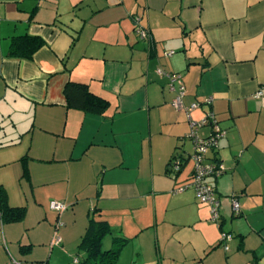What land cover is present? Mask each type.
I'll list each match as a JSON object with an SVG mask.
<instances>
[{
    "label": "crops",
    "instance_id": "0c3cea01",
    "mask_svg": "<svg viewBox=\"0 0 264 264\" xmlns=\"http://www.w3.org/2000/svg\"><path fill=\"white\" fill-rule=\"evenodd\" d=\"M138 19L150 39L137 35ZM24 35L45 43L31 58L11 56ZM159 70L181 75L182 109ZM69 82L109 107H68ZM209 110L227 131L210 153L225 171L206 179L218 221L193 188L177 191L192 178L190 122ZM174 156L185 158L175 177ZM12 165L36 204L44 191L48 207L67 205L54 243L77 247L74 264L91 217L111 226L105 249L127 239L116 264H264V0H0V171ZM10 184L0 174L10 206H21Z\"/></svg>",
    "mask_w": 264,
    "mask_h": 264
},
{
    "label": "rangeland",
    "instance_id": "374dc122",
    "mask_svg": "<svg viewBox=\"0 0 264 264\" xmlns=\"http://www.w3.org/2000/svg\"><path fill=\"white\" fill-rule=\"evenodd\" d=\"M112 63L116 80L125 81V75L119 67L120 62ZM129 73L133 72L129 71ZM9 168L8 171H0V174L11 181L9 186L11 203L26 206L28 213L21 222L2 225L0 220V264H74L77 247L72 246L71 250L54 243L58 237H61L63 219H67L62 216L63 212L58 213L48 207L49 203L43 201L46 197L44 191L42 196H39L42 204H36L32 196L34 187H30L20 178V169L19 172L14 171L19 167L12 165Z\"/></svg>",
    "mask_w": 264,
    "mask_h": 264
},
{
    "label": "built area",
    "instance_id": "2783aa9c",
    "mask_svg": "<svg viewBox=\"0 0 264 264\" xmlns=\"http://www.w3.org/2000/svg\"><path fill=\"white\" fill-rule=\"evenodd\" d=\"M136 22L137 25L135 31L137 35L141 39H150L151 34L149 29L142 26L139 19ZM172 53L173 51H169L167 52V55H171ZM159 72L168 77L170 89L177 93L173 101V105L177 109H182L184 107L182 102L183 97L186 94V90L181 80V75L177 73H168L163 70H159ZM261 94V91L257 92V96ZM212 100V97H208L205 100V103L211 104ZM199 106V102H194L190 105V107H187V112ZM190 124L191 131L188 134V137L192 139L194 143V151L189 158L193 163L192 178L187 184L179 187L177 191L193 188L199 201L210 206L211 219L213 221H218L221 218L220 201L215 187L209 184L206 179L210 176H219L225 170L222 164L215 162L214 159L210 157V153L211 151L218 149L220 141L226 137L227 131L220 125L215 113L212 110L207 111L200 121H191ZM204 126H209L211 128V133L207 137H202L198 134V130ZM182 166L183 161L181 158L174 157L170 161L169 172L173 177H175L181 171ZM51 207L59 212L67 208L64 203L58 201H52ZM232 208L235 214H240V202L235 195H233L232 198ZM230 239V234L227 232L222 233V241L226 242ZM225 248L227 249V245H225Z\"/></svg>",
    "mask_w": 264,
    "mask_h": 264
},
{
    "label": "trees",
    "instance_id": "16d2710c",
    "mask_svg": "<svg viewBox=\"0 0 264 264\" xmlns=\"http://www.w3.org/2000/svg\"><path fill=\"white\" fill-rule=\"evenodd\" d=\"M44 43L45 41L40 36H19L12 40L9 54L16 57L31 58L33 53ZM64 91L67 97L68 107L96 110L99 112H104L109 107V101L91 92L87 84L69 82L65 86ZM174 157L181 158L183 163L185 161V158L182 156ZM174 157H172L171 160ZM213 159L215 162L222 164L219 158L215 157ZM22 160L24 163L23 176L28 177L26 157ZM25 215L26 207L10 206L7 191L2 185H0V219L2 223L20 222L25 218ZM111 231V226L107 221L97 220L94 217L89 219L87 230L78 244L79 251L83 253L80 264H116L122 246L126 243L127 239L120 238L118 239V245L116 247L105 249L103 247V241L105 236L110 234Z\"/></svg>",
    "mask_w": 264,
    "mask_h": 264
}]
</instances>
